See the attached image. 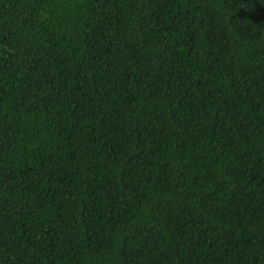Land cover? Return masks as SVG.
I'll return each instance as SVG.
<instances>
[{"label": "trees", "instance_id": "1", "mask_svg": "<svg viewBox=\"0 0 264 264\" xmlns=\"http://www.w3.org/2000/svg\"><path fill=\"white\" fill-rule=\"evenodd\" d=\"M0 264H264V0H0Z\"/></svg>", "mask_w": 264, "mask_h": 264}]
</instances>
